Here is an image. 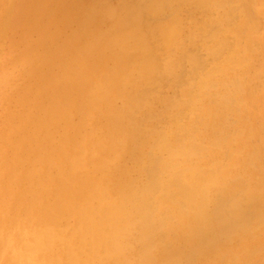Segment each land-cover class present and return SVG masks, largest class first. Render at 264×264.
<instances>
[{
    "label": "clouds",
    "instance_id": "clouds-1",
    "mask_svg": "<svg viewBox=\"0 0 264 264\" xmlns=\"http://www.w3.org/2000/svg\"><path fill=\"white\" fill-rule=\"evenodd\" d=\"M0 264H264V0H0Z\"/></svg>",
    "mask_w": 264,
    "mask_h": 264
}]
</instances>
